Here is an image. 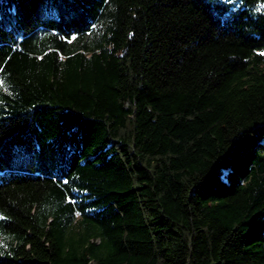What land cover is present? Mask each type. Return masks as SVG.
I'll list each match as a JSON object with an SVG mask.
<instances>
[{"label": "trees", "instance_id": "16d2710c", "mask_svg": "<svg viewBox=\"0 0 264 264\" xmlns=\"http://www.w3.org/2000/svg\"><path fill=\"white\" fill-rule=\"evenodd\" d=\"M0 264H264V0H0Z\"/></svg>", "mask_w": 264, "mask_h": 264}, {"label": "rangeland", "instance_id": "374dc122", "mask_svg": "<svg viewBox=\"0 0 264 264\" xmlns=\"http://www.w3.org/2000/svg\"><path fill=\"white\" fill-rule=\"evenodd\" d=\"M4 243L3 239L0 237V244Z\"/></svg>", "mask_w": 264, "mask_h": 264}]
</instances>
